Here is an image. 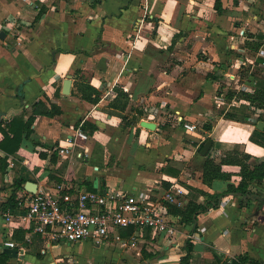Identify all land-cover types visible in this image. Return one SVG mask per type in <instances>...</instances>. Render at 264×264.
I'll list each match as a JSON object with an SVG mask.
<instances>
[{"label": "crops", "instance_id": "0c3cea01", "mask_svg": "<svg viewBox=\"0 0 264 264\" xmlns=\"http://www.w3.org/2000/svg\"><path fill=\"white\" fill-rule=\"evenodd\" d=\"M2 31L0 122L19 115L34 119L31 133L9 154L5 172L1 160L7 154L0 149V182L9 181L1 186L0 202L12 193L20 200L10 216L0 207V254L7 240L20 251L7 263L65 262L60 245L66 242L48 245L23 217L28 181L37 191L57 192L64 181L131 191L155 205L180 187V204H174L184 207L194 194L204 203L202 191L223 193L241 180L239 165L223 164L229 178L204 183L207 154L220 162L238 148L251 154V165L264 160V129L258 128L264 108L240 98L242 90L264 89V76L250 85L238 82L232 91L226 81L238 59L246 62L241 70L264 68V0H0ZM82 70L100 92L98 102L82 97ZM181 118L204 132H187ZM78 129L88 138L76 137ZM208 139L213 143L203 155ZM250 188L248 197H222L192 224L168 210L179 220L170 238L154 239L147 231L133 239L128 228L120 239L96 247L110 241L127 246V259L116 264H181L191 239V264H233L244 255L264 262V179ZM135 249L137 256H129Z\"/></svg>", "mask_w": 264, "mask_h": 264}, {"label": "built area", "instance_id": "2783aa9c", "mask_svg": "<svg viewBox=\"0 0 264 264\" xmlns=\"http://www.w3.org/2000/svg\"><path fill=\"white\" fill-rule=\"evenodd\" d=\"M245 64L243 58L236 61L237 71L227 74L230 82L239 81L238 70ZM180 121L189 133L204 132L196 123L182 118ZM76 137L87 139L88 135L78 129ZM69 148L63 147L60 152ZM183 192L182 188L176 187V190L167 191L163 199L179 205ZM12 214V209H8L6 215ZM23 217L48 245L91 240L97 246L110 238L120 239L122 229L128 228L133 229V239L144 237L149 231L154 239L160 240L170 238L179 225V220H175L177 217L172 216L162 203L147 204L131 191H99L66 181L59 185L57 192L39 190L30 193L26 197ZM5 246L17 247L11 240L5 241Z\"/></svg>", "mask_w": 264, "mask_h": 264}, {"label": "trees", "instance_id": "16d2710c", "mask_svg": "<svg viewBox=\"0 0 264 264\" xmlns=\"http://www.w3.org/2000/svg\"><path fill=\"white\" fill-rule=\"evenodd\" d=\"M80 73L81 79L84 81V83H82L79 88L82 97L91 102H98L100 100V92L90 85V77L86 75L85 71L82 70ZM121 93L124 94L123 91H121ZM230 96H232V93ZM240 98H245L249 100L251 104L264 108V89H257L253 93L242 90L240 91ZM112 104H115V102ZM56 112H46V114H53ZM227 116L229 118H235V115L233 114H227ZM33 121L34 119L32 117L25 121L24 116L19 115L15 116L8 123L0 122V130L4 134L3 139L0 141V149L4 150L7 154L6 157L1 160L2 172H5V169L8 165L7 158L9 154H14L20 148L23 134L26 133L29 135L31 133V125ZM208 128H211V126L208 125ZM96 129L97 126L93 125L92 131H95ZM262 145L264 146V142ZM251 157V154L242 152L238 148L226 152V154L221 158L220 162H217L214 158L207 154V158L203 166L204 183L211 185L214 179H228L230 174L223 170V164H236L241 167V180L239 184L237 186L230 184L227 191L223 193L209 194L206 191H202L201 193L206 196L204 203H198V193L194 194L189 203L184 207H180L174 203L166 201H163V203L171 213L174 215H180L183 222L192 224L195 220H197L200 213L209 210L212 206H218L221 198L229 193H238L248 197L254 193L250 188L251 183L253 181H261L264 179V160L251 165ZM52 160L55 161L56 158L53 156ZM22 183L23 181H20V183H17V185L20 187ZM18 206H20V200L17 198L16 193H12V195L0 205L4 211ZM185 250V254L180 257V262L181 264H191V258L194 251V243L191 239L187 240ZM9 259L10 256L7 253L2 252L0 254V264H10L7 263ZM233 264H264V262L253 259L248 255H244L235 260Z\"/></svg>", "mask_w": 264, "mask_h": 264}, {"label": "rangeland", "instance_id": "374dc122", "mask_svg": "<svg viewBox=\"0 0 264 264\" xmlns=\"http://www.w3.org/2000/svg\"><path fill=\"white\" fill-rule=\"evenodd\" d=\"M239 75L241 76V81H238L239 83L243 82L250 85L251 82L256 78L264 76V68L262 66H259V68L257 67L254 70H250L249 68H245L242 70L240 69ZM226 81H229L228 77H226ZM237 83L231 82V85L226 83L225 85H229L230 91H232V86L236 85ZM3 183H9V181L0 182V190L2 189L1 186ZM1 199H3V197ZM68 244L69 243L66 242L63 245H60V254H62L63 258L65 259V262L61 264H68L67 261H69L70 259L74 260L75 264H116L117 261L127 259L126 256L124 257V255L127 253L125 251V249H127V246L119 245L117 247L120 248V250H118L116 249L117 247L113 246L115 244V241H110L109 244H102L100 246L101 248H97L91 240L77 242L75 246H70ZM138 251L139 249L132 250V252H130L128 255H132L133 257L137 256ZM116 253L118 254V258H116V260L114 261Z\"/></svg>", "mask_w": 264, "mask_h": 264}, {"label": "water", "instance_id": "95a60500", "mask_svg": "<svg viewBox=\"0 0 264 264\" xmlns=\"http://www.w3.org/2000/svg\"><path fill=\"white\" fill-rule=\"evenodd\" d=\"M2 35H5L4 31H2L0 36H2ZM71 83H72V78L69 75L64 81V92L65 93H69L70 92ZM3 114L4 113H0V121H1V117H2ZM142 124L145 125L146 127H149V128H155L156 127V124L154 122H150V121H142ZM258 128L264 129V121H260L258 123ZM212 143H213L212 139H208L206 141L205 145L203 146V148L201 150V153L203 155H206V153L210 149ZM26 187L31 193H34V192L37 191V184L35 182H33V181H28L26 183ZM3 251L5 253H7L11 258H18L19 257V249L16 248V247L7 246V247L4 248Z\"/></svg>", "mask_w": 264, "mask_h": 264}]
</instances>
